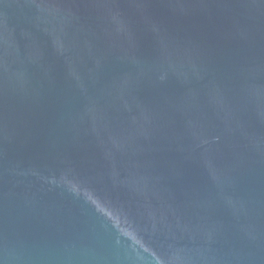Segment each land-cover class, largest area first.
<instances>
[{"label":"water","instance_id":"obj_1","mask_svg":"<svg viewBox=\"0 0 264 264\" xmlns=\"http://www.w3.org/2000/svg\"><path fill=\"white\" fill-rule=\"evenodd\" d=\"M0 264H264V0H0Z\"/></svg>","mask_w":264,"mask_h":264}]
</instances>
